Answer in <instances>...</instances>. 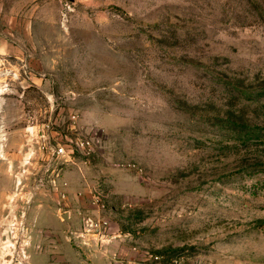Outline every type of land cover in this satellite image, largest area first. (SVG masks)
<instances>
[{
    "label": "rangeland",
    "instance_id": "obj_1",
    "mask_svg": "<svg viewBox=\"0 0 264 264\" xmlns=\"http://www.w3.org/2000/svg\"><path fill=\"white\" fill-rule=\"evenodd\" d=\"M0 264H264V0H0Z\"/></svg>",
    "mask_w": 264,
    "mask_h": 264
},
{
    "label": "built area",
    "instance_id": "obj_2",
    "mask_svg": "<svg viewBox=\"0 0 264 264\" xmlns=\"http://www.w3.org/2000/svg\"><path fill=\"white\" fill-rule=\"evenodd\" d=\"M73 144L80 151H87L88 153H90L93 150V142L88 138L78 137L75 139ZM54 154L63 160L62 164L68 163L71 160L70 154L67 153L66 145L56 148ZM60 179H62V177H60ZM61 188V196L63 198H66L68 194L69 184L65 179H62L61 181ZM92 203L97 207V209L105 210V204L102 200L101 194L98 191H95V193H93ZM85 226V231L81 233V236H83L86 232V235L94 236L95 240H98L100 242L105 241V237L107 235L106 231L109 228L108 220H106L105 218L89 219Z\"/></svg>",
    "mask_w": 264,
    "mask_h": 264
},
{
    "label": "water",
    "instance_id": "obj_3",
    "mask_svg": "<svg viewBox=\"0 0 264 264\" xmlns=\"http://www.w3.org/2000/svg\"><path fill=\"white\" fill-rule=\"evenodd\" d=\"M70 1H74V0H70ZM63 217L64 219H66V221H69V215L67 212L63 214Z\"/></svg>",
    "mask_w": 264,
    "mask_h": 264
},
{
    "label": "crops",
    "instance_id": "obj_4",
    "mask_svg": "<svg viewBox=\"0 0 264 264\" xmlns=\"http://www.w3.org/2000/svg\"><path fill=\"white\" fill-rule=\"evenodd\" d=\"M62 179L64 180L65 178L64 177H62ZM66 180V179H65Z\"/></svg>",
    "mask_w": 264,
    "mask_h": 264
}]
</instances>
